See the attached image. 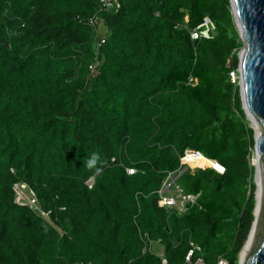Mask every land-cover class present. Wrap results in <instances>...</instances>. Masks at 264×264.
<instances>
[{
  "label": "trees",
  "instance_id": "obj_1",
  "mask_svg": "<svg viewBox=\"0 0 264 264\" xmlns=\"http://www.w3.org/2000/svg\"><path fill=\"white\" fill-rule=\"evenodd\" d=\"M117 1L0 0V264H162L154 241L168 264H240L255 138L231 0ZM205 15L217 33L193 39ZM170 173L199 194L184 213L160 204Z\"/></svg>",
  "mask_w": 264,
  "mask_h": 264
},
{
  "label": "water",
  "instance_id": "obj_2",
  "mask_svg": "<svg viewBox=\"0 0 264 264\" xmlns=\"http://www.w3.org/2000/svg\"><path fill=\"white\" fill-rule=\"evenodd\" d=\"M231 7L243 42L238 68L240 97L247 116L250 118V113L259 125L254 152L262 165V194L257 214L256 189L255 218L252 224L253 226L255 223V226L251 236L250 253L242 259L240 252L239 263L264 264V0H231ZM218 164L217 162L214 166ZM253 165L257 185L258 165Z\"/></svg>",
  "mask_w": 264,
  "mask_h": 264
},
{
  "label": "built area",
  "instance_id": "obj_3",
  "mask_svg": "<svg viewBox=\"0 0 264 264\" xmlns=\"http://www.w3.org/2000/svg\"><path fill=\"white\" fill-rule=\"evenodd\" d=\"M101 2L103 3L104 9L117 10L119 7V3L117 0H101ZM99 20L100 19L98 17H93L90 20V22L93 26H96L98 29V26L103 24L100 23L98 25ZM216 33H217V25L214 19L210 15H205L202 21L200 22V24L191 30V37L193 39L212 38L216 35ZM104 42H105V38L102 37L98 42V46H100ZM237 72L236 71L230 72L231 79L233 82H236V79L238 78ZM188 152H192V151L188 150L186 151V154ZM194 153L201 154L200 152H194ZM185 156L182 158V162L184 164H187L186 163L187 161L185 160ZM222 167L224 168V166ZM127 171L128 173L133 174L135 172V169L128 167ZM177 178L178 175H176L175 173H170L168 177L164 180L162 187L159 189L160 204L168 208L176 209L180 213H184L187 211L189 206L194 205L197 202L199 194L186 193L183 190V188L179 185ZM86 184L89 187H92L94 184V177H90L89 179H87ZM13 189L16 194L15 201L18 204L27 205L31 209L39 213L40 215L44 216L45 218L49 217L50 212L42 209V207L38 202V197L35 191L27 183L18 182L13 186ZM192 253L193 250H190L184 264H204L202 258H199L197 261H192L191 259ZM160 255L162 256V264H168V260L164 256V251H162ZM217 264H229V261L226 258H220Z\"/></svg>",
  "mask_w": 264,
  "mask_h": 264
},
{
  "label": "bare ground",
  "instance_id": "obj_4",
  "mask_svg": "<svg viewBox=\"0 0 264 264\" xmlns=\"http://www.w3.org/2000/svg\"><path fill=\"white\" fill-rule=\"evenodd\" d=\"M249 113V112H248ZM250 115V119L255 123L257 129H258V134H259V125L256 123L254 117L249 113ZM197 153H194V152H188L185 156V160L192 164L189 160H188V157L189 158H194L196 156ZM254 164H257L258 165V170L256 172V182H257V205H256V213L258 214V210H259V206H260V200H261V194H262V165L259 161V158H258V155H256L255 157V160H254ZM192 165H196V164H192ZM254 226H255V223L254 225L252 226V229L250 231V234L248 236V239L241 251V257L242 259H245V257L250 253V248H251V236H252V233H253V230H254Z\"/></svg>",
  "mask_w": 264,
  "mask_h": 264
},
{
  "label": "rangeland",
  "instance_id": "obj_5",
  "mask_svg": "<svg viewBox=\"0 0 264 264\" xmlns=\"http://www.w3.org/2000/svg\"><path fill=\"white\" fill-rule=\"evenodd\" d=\"M98 30L101 32L102 30H103V27H102V25H99L98 26ZM242 50H243V46H242V48L239 50V52H238V55L240 56V54H241V52H242ZM237 74H238V72H237ZM239 81V75H238V78L236 79V81ZM246 122H247V124H248V126H250V127H252V129H253V131H254V138L257 136V134H258V129H257V127H256V125H255V123L247 116V114H246ZM255 157H256V154H255V152H253V157H252V165H253V163H254V160H255ZM187 163V165L188 166H190V167H192V168H196V167H199L200 165H192V164H190V163H188V162H186ZM204 167H213V166H204ZM253 182L255 183V172H254V177H253ZM255 185H256V183H255ZM258 187H257V185H256V189H257ZM256 191V190H255ZM256 205V204H255ZM151 249H152V251H154V252H156V253H161L162 252V249H163V245L160 243V242H157V241H154V242H152V246H151Z\"/></svg>",
  "mask_w": 264,
  "mask_h": 264
},
{
  "label": "clouds",
  "instance_id": "obj_6",
  "mask_svg": "<svg viewBox=\"0 0 264 264\" xmlns=\"http://www.w3.org/2000/svg\"><path fill=\"white\" fill-rule=\"evenodd\" d=\"M238 71V70H237ZM239 75V73H238ZM98 159V155L97 154H93V157L91 160L88 161V167L89 168H92L95 164H96V161ZM221 165L220 163L218 164V166ZM203 167V166H201ZM214 168H216V166H213ZM220 173H223L225 171V169L222 167V166H219L218 168H216ZM97 171H99V169H97Z\"/></svg>",
  "mask_w": 264,
  "mask_h": 264
},
{
  "label": "snow or ice",
  "instance_id": "obj_7",
  "mask_svg": "<svg viewBox=\"0 0 264 264\" xmlns=\"http://www.w3.org/2000/svg\"><path fill=\"white\" fill-rule=\"evenodd\" d=\"M216 167L218 168L219 166L217 165Z\"/></svg>",
  "mask_w": 264,
  "mask_h": 264
}]
</instances>
